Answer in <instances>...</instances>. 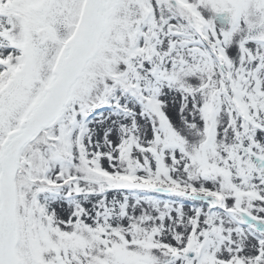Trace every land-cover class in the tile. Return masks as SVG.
Listing matches in <instances>:
<instances>
[{"label":"snow or ice","instance_id":"6c2138e0","mask_svg":"<svg viewBox=\"0 0 264 264\" xmlns=\"http://www.w3.org/2000/svg\"><path fill=\"white\" fill-rule=\"evenodd\" d=\"M0 264H264V0H0Z\"/></svg>","mask_w":264,"mask_h":264}]
</instances>
